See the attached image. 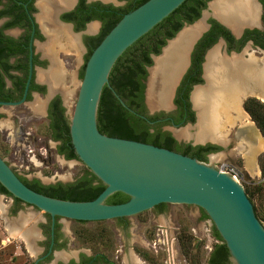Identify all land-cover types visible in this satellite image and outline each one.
<instances>
[{
    "label": "water",
    "instance_id": "1",
    "mask_svg": "<svg viewBox=\"0 0 264 264\" xmlns=\"http://www.w3.org/2000/svg\"><path fill=\"white\" fill-rule=\"evenodd\" d=\"M182 1L144 0L122 13L84 61L72 112L68 118L69 139L77 159L103 182V188L94 197L84 200L50 196L27 186L1 155L0 184L12 196L51 216L60 215L72 219L95 220L127 216L159 202L195 204L207 214L223 239L229 252L228 264H264V224L255 216L242 182L237 181L229 172L219 170L210 161L199 160L149 142L108 135L97 128L98 106L113 64L132 42ZM213 2L214 0H207L205 7L201 9V26L191 39L192 43L207 28L205 16ZM214 16L235 35L246 25L240 21L233 28L223 17ZM191 24L193 23L182 22L181 27L165 39L160 51L150 54L151 63L146 66L145 96H148V82L157 60L189 27L195 25ZM260 29L264 41V0ZM31 69L29 55L28 74L21 96L15 100H0L1 104L25 101ZM251 89L253 90V86ZM144 100L147 102V97ZM172 126L175 127V124ZM114 191L127 194V199L115 203L105 202L106 196Z\"/></svg>",
    "mask_w": 264,
    "mask_h": 264
},
{
    "label": "rangeland",
    "instance_id": "2",
    "mask_svg": "<svg viewBox=\"0 0 264 264\" xmlns=\"http://www.w3.org/2000/svg\"><path fill=\"white\" fill-rule=\"evenodd\" d=\"M103 1L112 3L114 5L124 4V0ZM256 2L258 4L260 16L258 25L261 26V2L259 0H256ZM34 3L37 6L35 14L40 12V8L48 10L44 0H34ZM215 11V6L212 8L211 5L208 9V14L205 16V19H207L209 16L215 18ZM201 17L200 11L199 15L191 22L195 25L200 24L199 22H201ZM44 24L47 26V28L49 27L48 31L53 32V25L45 22ZM91 26H93V29H91ZM96 27L97 21L90 20L87 21L79 30H74V33L70 28H68L70 33L76 36L78 39L79 49L71 47L67 44H64V46H66V48H64L63 45H61L59 38L54 39L51 43V46L54 48L55 52L56 66H58L57 70L62 73V76L60 73L59 78L55 79L57 80V82H55V86L50 88H55L51 96H59L64 106V114L67 121L72 112L73 102L77 92V84L81 77L80 70L85 59V46L82 42V39L80 40V38L82 35L94 33ZM7 31L12 33L14 28H9ZM46 39L47 37L45 35V37H43L38 43H43L46 41ZM75 42L77 43V41ZM211 47L212 50H217L226 56L236 53V51L233 50L226 51L224 42L221 38L215 40ZM237 54L242 56L244 59L251 57L252 59L261 61L260 64H262L264 61V48L252 46L249 42L244 43L237 50ZM50 64L51 63L47 61L42 67L47 71L52 70V66ZM256 66L259 65L256 64ZM37 71H40L39 67L36 68V76ZM36 80L38 82L44 83V81L38 77H36ZM201 83L202 85L205 84V80H202ZM157 87L158 82H156V85L153 87V95L151 94V96H147L146 94L145 96L144 94V98L147 97V102L145 101V104L147 109L150 111L170 107L169 101L167 105L164 106L156 104L154 99L157 93ZM254 92L257 91L254 90ZM171 93L172 90L170 91L169 96L172 95ZM46 96L47 90L45 88L43 93L32 91L30 98L20 104L0 105V153L3 155L2 157L9 161V163L12 165V163L18 164L21 162L20 156H22L23 160L25 161V155H22L21 152L24 150L29 151V149H31L36 153V156L32 159L33 162L27 164V169L23 171L28 177L34 175L43 183L55 182L57 180L61 182L72 181L74 178L80 175L83 163L77 158H65L61 154L55 152L56 141L45 136L43 128L44 124L46 123V118L44 116ZM194 113V119L189 122L182 123L175 127L168 124H161L160 127L169 131L179 141H217L218 148L215 151L208 153V158L205 161L208 160L215 164L218 162V160H227L228 162L233 163L242 172V183L247 181L253 184L254 182L259 181L264 192V172L261 174L259 166V162L261 160L264 162V139L260 132L258 133L257 131L254 138L256 140V137L259 134L263 140V146L260 150L255 152L254 162H252L250 166L246 165L244 150H242L241 147V145L247 147L246 142L252 139V132L257 128L254 126L246 127V125L241 123L239 119L234 118L232 120L230 119V121L226 122L224 125V140H213L210 138L198 140L192 134L200 131L202 125H198L200 129L197 127V125H195L197 122L195 107ZM204 113L206 114L207 112L205 111ZM230 114L234 116L235 112H232L231 110ZM243 115V117L246 118V124L250 123L249 121L251 119L248 114L246 115L243 113ZM180 130L186 132V134H177H181ZM253 145H255V141ZM39 152L42 153V155H39ZM37 154L41 156L40 159H37ZM10 199L11 197L8 195L0 194V264H21L26 256V251H24L25 247L27 250H30V246H28L29 237L35 239L37 238V235L39 236L38 221L45 211L25 202L18 203L14 209H11L9 207ZM253 201L259 208V199L256 194L253 196ZM165 206V209L161 212L155 211L154 207L152 206L140 212L123 216L127 220L126 230L117 226V220L115 217L86 220L82 223L70 220V223L73 226H82L91 231H94L95 228L98 227L109 228V239H111V243L108 239V242L106 243L107 246L113 245L115 247H119L120 243H123L126 254L131 253V245L134 244L133 241L135 240L140 241V248H145L142 247L141 243L147 242V240L155 235V232H158V236L161 238L162 235L158 228H163L166 232V237H163V249L161 248L163 251H159L158 254L154 255V257H157V259L148 260V264H161L162 256L165 259H169L168 264H188L183 259V255L180 252L181 248L179 247L177 238H174L177 229H174L172 225H177L178 230L180 228V230L183 229L185 232H191L197 242V246L195 248L189 247L187 249L191 250L192 254L195 253L194 260L191 262V264H205V258L208 250L205 245L210 244V240H212V236L210 235V225L212 222L210 218L200 217L199 214L201 211L195 204L166 202ZM16 221L21 222V227H24L23 231L21 230V227L17 226ZM64 221H67V219H64ZM262 223L264 224V221H262ZM212 241H214V239ZM91 244L95 245L93 243ZM68 248L69 247H66L62 250H68ZM175 250L176 255L174 256ZM176 257H178L179 261L175 260Z\"/></svg>",
    "mask_w": 264,
    "mask_h": 264
},
{
    "label": "flooded vegetation",
    "instance_id": "3",
    "mask_svg": "<svg viewBox=\"0 0 264 264\" xmlns=\"http://www.w3.org/2000/svg\"><path fill=\"white\" fill-rule=\"evenodd\" d=\"M44 1L48 7V10L40 8L41 9L40 12L38 14H35V10L37 9V6L34 3V0H0V33L2 35L10 36L11 37L10 43L13 44L9 48L4 47L1 50L2 60H0V74L3 79V88L12 91L13 94H18V91L14 88L12 79L24 78V83H25V79L27 78V74H28L29 55H30V62H31L32 69H31V75L29 77V81L27 85L26 94L29 93V98H30L32 91L43 93L45 91V88L47 90V93L51 92L48 96H46L47 99H46L45 106H44V116L46 118L45 124L47 125L49 121L48 108L51 104V100H53L54 98H57L59 105L63 107V115L65 116L64 106L59 96L57 95L51 96L53 92L52 90H49L51 87L55 86V82H57V80L54 81L52 77L54 75L62 76V73L59 72V70H57L58 66H56L55 52H54V48H52L51 46L52 41L56 38H59V40L61 41L60 42L61 45H63V47L66 48L64 44L71 46L69 44V41L74 40V41H77L78 43L75 48L79 49L78 39L76 38V36L70 33V30L68 28H70L71 31L74 33V30H77V29L79 30L81 27L84 26V24L87 21L96 20L97 27H96L95 32L92 34L82 35V37L80 38V40L82 39V42L85 46V54H86L88 50V45L92 44L91 43L92 40L90 37L98 34L101 30L102 19L92 17V18H89L88 20H85L80 27H75V23L73 22L72 19H68V16L71 14L73 10H75L79 0H44ZM206 1L207 0H205V3ZM259 1L261 2V13H262V1L261 0ZM95 2L104 3V4H112L109 2H104L103 0H82L83 4H86V5L90 4V6H96ZM128 2H129L128 0H124V4H127ZM208 18L206 19L208 23L207 28L210 25ZM44 22L49 23L54 26L52 27L53 32L48 31L49 27L47 28ZM9 28H14V31H12V33L8 32L7 30ZM251 28L260 29V26L245 25L241 28L238 35L233 34L229 30V28H227L230 34L232 35L231 40H227L223 38L222 36H218L216 38V40L218 38L222 39V41L224 42L226 51L233 50V51H236V53L226 56V55L221 54L218 51V53L222 56V58L230 61V62L228 61L229 64L227 65L224 63L219 65L222 67L221 68L222 70L220 69L219 71L224 72V69L226 68L228 71L227 72L228 76L225 79L224 77L219 75L220 73L219 74L217 73L216 78L215 79L213 78L212 80L208 79L205 61H206L207 52L215 41L204 49L201 59L199 61L197 58V54L194 57V62H192L191 60L192 51L195 48L196 40L206 30L205 29L199 35V37L196 40H194L193 43L191 42V44L189 45L186 58L184 55L185 62L183 63L184 65H182L183 67L180 68L181 71L178 70L180 72L178 76L179 78H177V81L175 82L173 86L172 95H171V104L169 108H160L157 110L149 111L145 104L144 90H143V102L145 105L146 113L151 114L156 111L162 112L160 115L156 116L153 120H150V121H158V122H161V124H168L171 126L175 124V126H178L182 123H186L190 121L188 119L189 115H187V113L192 115L194 119V115H195L194 107H195L196 111L198 110L199 115H200V118L197 124V127L199 128L198 125L199 123H201L200 120H201V117H203L204 112L206 111L205 110L206 107L208 111L212 98H214L215 95H217V93L219 92L224 93V90H221V89L224 88V85L227 82H228L227 84L231 86L232 88L237 86V88L239 89L238 103L240 107L239 106L238 107L241 108V111L244 114L246 115L248 114L245 112L243 108V101L245 98L254 97L264 104V90L263 88H261V87H264L263 86L264 80L261 77V72L264 71V61L262 62V64H260L261 61H258L256 59L252 60L251 57H247V59H244L242 58V56L237 54V50L246 42H249L250 45L252 46L263 48L260 45V43L256 42L252 37H247L246 39L242 40V35H244L245 29H251ZM91 29H93V26H91ZM193 29L196 31L195 28H192V29L187 30V32H185L184 34V36L189 35L190 37L189 40L195 34L194 33L195 31ZM45 35L47 37L46 41L43 43L41 42L38 43L39 41L42 40L43 37H45ZM229 58L232 60H230ZM47 61L51 63L50 65L52 66V70L47 71L46 69L42 67ZM249 63H252L253 66L252 64H249ZM256 64H258L259 66H256ZM146 66H145V69H146ZM38 67L40 68V71L39 72L37 71V76H36V68ZM146 75H147V70H146ZM146 75L144 78V89H145ZM243 75H246L247 77L246 78L247 81H245L246 82L245 86L241 84L236 85L233 83L234 80L241 78ZM36 77H38L39 79H42L44 83L38 82L36 80ZM205 77L207 79V82H206ZM194 78H199V79L195 80ZM202 80L203 81L205 80V84L203 85L201 83ZM46 81L47 83H49L48 85H50L48 87L49 89L47 88ZM24 83H23L22 89L18 97L12 98V99H1L0 98V100H15L19 98L21 96ZM33 83H38L42 85L43 86L42 90L34 89V87H32ZM252 86H253V89L256 90L257 92H254L251 89ZM211 92H213L214 94ZM247 93L248 95H245ZM196 94H199V95L201 94V97H202L200 100L198 101L196 100L197 102L194 100V96ZM243 96L245 97L241 100ZM29 98H26V95H25V101ZM20 103H17V104H20ZM0 105H3V104L0 103ZM9 105H16V104H9ZM242 119L243 120H241L240 118L239 120L241 121V123L246 125V122H245L246 118L242 117ZM249 122L250 123L246 125L247 127L254 126L255 128H257L253 131V134H252V137L254 138L256 135V132L258 131L259 133L260 131L252 119ZM198 132H196V134H198ZM177 134L182 135L180 133H177ZM196 134H194V137ZM173 137L175 138V136ZM53 140L56 141V145H58L61 142L59 138L53 139ZM214 140H224V137L222 139L215 138ZM180 142H182V144L180 146V149L178 150L179 152H185V153L191 154L193 156L200 158V160H204V161L208 158L207 157L208 153L213 152L218 148L217 141L214 142L210 140H205V141L192 142L190 140H182ZM187 144L189 145L188 148H186ZM59 154H61L64 157L62 153H59ZM6 162L8 163L7 160ZM15 172L17 174L23 175L27 179H32L36 177L34 175H31L30 177H28L25 172L23 173H20L17 171ZM48 183H52V182H48ZM0 194L7 195L2 192H0ZM8 196L11 197L10 205H9L11 209H14L18 203L24 202L22 200H15L11 195H8ZM165 203L166 202H159L157 203V205L155 206L153 205L154 210L160 211V212L163 211L166 207ZM198 208L200 209V211L202 210L199 206ZM201 212L199 215H201ZM64 219H67V221H64ZM115 219L117 220V226H119L121 229L126 230V225H127L126 218L122 216L120 217V219L118 217H115ZM70 220H73L74 222H78V223H82L86 221V220L81 221L78 219H72V218H68V217L60 216V215L51 216L47 212H45L38 221L39 236L37 235V238L35 239H32L29 237L28 246H30V250H27V248L24 246L25 247L24 251H26V256L23 262H21V264H148L149 262L148 260L157 259V257H154V255L158 254L159 251H163V250H158L157 248L149 247L147 242L141 243L142 247H145V248H140V244H139L140 241L138 240L133 241L134 244L131 245L132 250H131V253L129 254L125 253L126 250H124L125 246L123 243H120L119 247H115L113 245H110V246L105 245L106 247H103L101 246V244H99L98 247H94L90 243H86L87 244L86 245L83 236L75 232L76 228L81 229L83 227L71 225ZM16 224L19 227L22 226L20 221H16ZM172 227L174 229H177L175 233V238H177L178 226L172 225ZM21 230L23 231L24 227H21ZM211 230H212V223L210 225V235L212 236V238L216 239L212 235ZM214 242L215 241H212V240L210 241V247L207 250L206 257L209 254V252L212 251L210 249L212 248V245ZM66 247H69L68 250H62ZM175 255H176V250H175L174 256ZM183 259L186 261L184 257ZM175 260L179 261L178 257H176ZM167 261L169 262V259H167ZM161 264H166V259L163 258V256L161 257ZM205 264H207L206 258H205Z\"/></svg>",
    "mask_w": 264,
    "mask_h": 264
},
{
    "label": "trees",
    "instance_id": "4",
    "mask_svg": "<svg viewBox=\"0 0 264 264\" xmlns=\"http://www.w3.org/2000/svg\"><path fill=\"white\" fill-rule=\"evenodd\" d=\"M128 1L129 2L127 4L119 6L98 2H95L96 6H90V4H83L82 0L78 1L75 10H73L68 16V19H72L75 23V27H80L85 20L92 17L102 19L100 32L90 37L92 44L88 45L85 60L91 49L115 23L121 14L132 9L144 0ZM204 6L205 0H183L173 11H171L127 47V49L113 64V67L108 75V83L104 84L97 111V128L99 131L108 135L149 142L176 151L180 149L182 142L177 141L169 131L162 129L160 127L161 122L150 121L162 112L156 111L151 114L146 113L143 102L144 78L146 75L145 66L151 63L150 53H157L160 46L164 43L165 38L172 36L173 33L181 26L182 22H191L194 20L199 15L200 9ZM208 21L210 22L209 27L196 40L195 48L192 51L191 56L192 62H194L196 54L199 61L204 49L213 43L218 36H222L227 40L232 39V35L225 26L213 17H209ZM247 37H252L264 48L261 29H245V33L242 35V40ZM10 42V36L2 35L0 33V60H2L1 50L4 47L9 48L13 45ZM83 65L80 70V76L82 75ZM194 79L198 80L199 78ZM12 83L14 88L18 91V94H13L12 91L3 88V79L0 74L1 99H12L19 96L24 83V78L12 79ZM32 87L38 90H42L43 88V86L38 83H33ZM112 90H114L117 96ZM26 98H29V93L26 94ZM119 99H121L124 104H122ZM243 108L254 121L264 139V104L254 97H247L243 101ZM187 115H189L188 119L191 121L193 116L189 113H187ZM48 117L49 121L43 128L45 136L52 139L59 138L61 140V142L55 146V152L62 153L65 158H77L69 139L68 121L63 115V107L59 105L57 98L51 100V104L48 108ZM188 147L189 145L187 144L186 148ZM181 153L193 156L185 152ZM0 155L2 154L0 153ZM196 158L200 160V158ZM259 166L261 174H263L264 162L262 160L259 162ZM17 175L27 186L36 191L54 197L73 200L90 199L94 197L104 186L103 182H101V180L97 178V176H95L84 164L80 175L72 181L67 182H61L58 180L52 183H42L36 177L27 179L23 175ZM242 184L246 195L252 203L255 216L261 222L264 221L263 187L259 181L254 182L253 184L246 181ZM0 192L11 195L10 192H8L1 184ZM255 194L259 199V208L253 201V196ZM12 197L15 200H20L15 196ZM127 197V194L121 191H114L107 195L104 201L108 203H115L123 201L127 199ZM201 211L200 217H208L203 210ZM120 217L118 218L120 219ZM78 220L83 221L82 219ZM75 232L83 236L85 243L95 244L93 245L94 247H98L99 244L106 247L105 245H107L106 243L108 242L110 235V229L106 227H98L95 228L94 231L85 227L81 229L76 228ZM211 232L217 241L213 243L212 248L210 249L212 251L209 252L206 257L207 264H228V249L213 224ZM177 233V241L179 247L181 248L180 252L186 259L187 263L191 264L194 260L195 253L192 254L191 250L187 249L189 247L195 248L197 246V242L191 232H185L183 229L180 230L179 228ZM109 240L111 242V239Z\"/></svg>",
    "mask_w": 264,
    "mask_h": 264
},
{
    "label": "bare ground",
    "instance_id": "5",
    "mask_svg": "<svg viewBox=\"0 0 264 264\" xmlns=\"http://www.w3.org/2000/svg\"><path fill=\"white\" fill-rule=\"evenodd\" d=\"M214 6L216 9L214 14H216L217 16L223 17L226 21L231 23L233 28H235L237 26L238 20L241 19L242 21L248 22V21H253V19L255 17L256 4H255L254 0H235V2H234V0H214V2L212 4V8ZM231 12L235 13V15L231 14ZM200 26H201V24H197V25H193V26L189 27L188 29L187 28L186 29L189 30V29L195 28L197 31L200 28ZM196 31L194 32L195 34H196ZM185 32H187V31H185ZM185 32L180 37V39H178V41L176 43L172 44L171 47L168 50H166L165 54L157 60V64L155 65L154 69L152 70V74H151V77H150L149 82H148V96H151V94L152 95L154 94L153 93V87H154V85H156V82H158V87H157L158 89L156 90L157 93H156V96L154 99L156 104L164 106L165 104L168 103L171 86L174 83V81L176 80V78L179 74V71L181 70L180 68H182L183 67L182 65H184L183 64L185 62L184 55L186 57L191 39L195 35L194 34L192 36V38L189 40V38H190L189 35L184 36ZM191 34H193V33H191ZM69 44L73 47H76L78 43H76L74 40H71V41H69ZM211 50H212V47L208 50L207 55H206V61L207 62L205 61L208 79H210V80H212L213 78L215 79L217 73L218 74L220 73L219 75L226 79L228 76V73H227L228 71L226 68L224 69V72L219 71L222 68L219 65H221L222 63L227 65V64H229L230 61L222 58V56L218 53L217 50H214V49L212 51ZM230 60H232V59H230ZM249 60H251V59H249ZM262 70H263V68H262ZM256 76H257V74H256ZM258 76H259V74H258ZM263 76H264V71L261 72V77L264 80ZM58 77H59L58 75L57 76L54 75L52 77V79L55 80V79H58ZM246 78H247L246 75H243L239 79H236V77H235L236 80H234L233 83L236 85L241 84V85L245 86V83H246L245 81H247ZM205 79H206V77H205ZM206 82H207V79H206ZM227 83L224 85V88L221 89V90H224V93L219 92V93H217V95H215L214 98H212L208 111H207V107H206L205 110L207 112L206 113L207 115L204 113L205 115L203 114V117H201V120H200L201 123H199V125L202 124V128L201 129L199 128L200 131L198 132V134L195 133L196 139H201V140H203L205 138H211L213 140L215 138L222 139L224 137V133L222 130L225 127L224 125L226 122H229L230 119L232 120L234 118H237V119L241 118V120H242V117L244 115L241 112V109L238 107L239 106V103H238L239 89L237 88V86L232 88ZM209 84H210V82H209ZM263 86H264V82H263ZM211 93H213V92H211ZM210 94H209V96H210ZM201 98H202L201 94L200 95L196 94L194 96L195 101L196 100L198 101ZM231 110H232V112L233 111L235 112L234 116H232L230 114ZM199 118H200V115H199V111L197 110V122L195 125L198 124ZM248 124H246V125H248ZM181 134L185 135L186 132L181 130ZM252 134H253V132H252ZM258 135L256 137V140L252 137V139L250 141L246 142L247 147L241 145L242 150H244L246 165H248V166H250L252 164V162H254L255 152H257V150H260L263 146V140H262L261 136L260 135L258 136ZM254 141H255V145H253Z\"/></svg>",
    "mask_w": 264,
    "mask_h": 264
},
{
    "label": "built area",
    "instance_id": "6",
    "mask_svg": "<svg viewBox=\"0 0 264 264\" xmlns=\"http://www.w3.org/2000/svg\"><path fill=\"white\" fill-rule=\"evenodd\" d=\"M22 155H25L24 158H25V161L23 160L22 156H20V163L16 164V163H12V165L9 163L8 161V164L9 166L14 170V171H17V172H20V173H23V171L25 169H27V164L30 163V162H33V158H35V152L31 149H29V151H26L24 150L23 152H21ZM39 155H42V153L39 152ZM37 154V159H40L41 156H39ZM44 155V154H43ZM215 166L219 169V170H223V171H227L229 172L232 177H234L237 181H240L242 182L243 178H242V172L241 170L235 166L233 163L231 162H228L227 160H220L218 161L217 163H215ZM159 229V232L161 233L162 237L160 238L158 236V232H155L153 235L152 238H150L149 240H147V244L149 247H152V248H157V249H160L161 248L163 249V237H166V232L163 228H158ZM174 238H175V235H174ZM214 238H212L213 240ZM211 241V240H210ZM214 241L216 242V239H214ZM207 248L210 247V244H206L205 245ZM166 251V250H165ZM166 264H168V261L166 259Z\"/></svg>",
    "mask_w": 264,
    "mask_h": 264
},
{
    "label": "crops",
    "instance_id": "7",
    "mask_svg": "<svg viewBox=\"0 0 264 264\" xmlns=\"http://www.w3.org/2000/svg\"><path fill=\"white\" fill-rule=\"evenodd\" d=\"M232 2V1H231ZM234 2H235V0H234ZM254 2H255V4H256V10H255V17H254V19H253V21H248V22H246V21H242L241 19L238 21V22H245V24L246 25H258V22H259V10H258V4H257V2H256V0H254ZM234 4V3H233ZM231 14H233V15H235V13H233V12H231ZM216 15V14H215ZM259 26V25H258ZM263 78H264V76H263ZM46 83H47V81H46ZM47 86L49 87V85H48V83H47ZM49 89V88H48ZM54 89L55 88H52V89H49V90H52V92H54ZM47 99V98H46Z\"/></svg>",
    "mask_w": 264,
    "mask_h": 264
}]
</instances>
